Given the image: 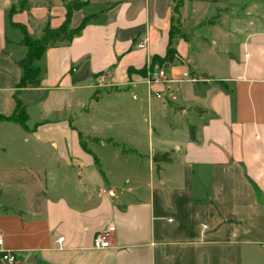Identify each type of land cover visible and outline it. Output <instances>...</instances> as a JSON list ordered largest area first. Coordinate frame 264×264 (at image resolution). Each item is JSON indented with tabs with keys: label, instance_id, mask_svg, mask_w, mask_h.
<instances>
[{
	"label": "crops",
	"instance_id": "crops-1",
	"mask_svg": "<svg viewBox=\"0 0 264 264\" xmlns=\"http://www.w3.org/2000/svg\"><path fill=\"white\" fill-rule=\"evenodd\" d=\"M82 2L80 32L17 89L18 26L36 39L65 10L0 0V116L16 100L26 115L0 120V251L15 264H264V0ZM170 31L156 100L146 68ZM107 226L108 248L93 247Z\"/></svg>",
	"mask_w": 264,
	"mask_h": 264
},
{
	"label": "trees",
	"instance_id": "trees-1",
	"mask_svg": "<svg viewBox=\"0 0 264 264\" xmlns=\"http://www.w3.org/2000/svg\"><path fill=\"white\" fill-rule=\"evenodd\" d=\"M85 3H81L77 5L75 2L71 3L70 6H65V14L64 20L62 23L55 29H50L45 27L42 30L40 37L33 39L30 38L25 29L22 26H18V29L21 33V41L20 45L25 48V53L22 59L15 61V65L19 68L21 75L19 81L16 84L17 89L22 88H32L35 87L38 83V75H39V67L36 62L41 58L45 49L49 47H54L56 45L68 43L73 36L77 35L84 24L86 23V19H83L76 28L71 29L69 27V19L71 12L73 10H77L81 8ZM178 2H175L173 6L172 12L173 14H177ZM214 18V17H213ZM172 30V29H171ZM169 40L168 45L165 51V54L162 58L153 57L152 63L156 62L159 66H162L164 63H171L174 59L175 51L171 47V31L169 32ZM150 64V68H152L153 64ZM140 73H144V68L140 70ZM96 93L91 95V99L94 98ZM0 120L12 121L18 123L21 127H24V122L26 120V115L21 108V105L16 100L15 103V112L10 117L4 118L0 116ZM189 139L194 141V128H189ZM151 162L154 166V172L158 175L160 171V164L162 163H170L172 162L171 156L169 152L163 153H154L151 156Z\"/></svg>",
	"mask_w": 264,
	"mask_h": 264
},
{
	"label": "built area",
	"instance_id": "built-area-1",
	"mask_svg": "<svg viewBox=\"0 0 264 264\" xmlns=\"http://www.w3.org/2000/svg\"><path fill=\"white\" fill-rule=\"evenodd\" d=\"M137 48L143 47V42H139L136 45ZM145 84L147 86L148 93L156 100H162L157 87L163 82L164 73L161 67H147L145 73ZM112 228L110 226L105 227L93 237V247L99 249L108 248V236L111 233ZM57 241L60 243L62 238H58ZM2 244V239L0 235V246ZM0 261L3 264H15V255L11 251H0Z\"/></svg>",
	"mask_w": 264,
	"mask_h": 264
},
{
	"label": "rangeland",
	"instance_id": "rangeland-1",
	"mask_svg": "<svg viewBox=\"0 0 264 264\" xmlns=\"http://www.w3.org/2000/svg\"><path fill=\"white\" fill-rule=\"evenodd\" d=\"M33 2H35L36 1V3H34V4H39V2H40V0H32ZM54 1H57V0H54ZM61 1V3H63V5H64V10H65V6H70L71 5V3H73V2H75L77 5H80L81 3H83L82 1H85V0H60ZM239 1H243V0H239ZM60 8V7H59ZM59 10L57 9V8H55L53 11H51V10H46V13L47 14H49V15H56V13L58 12ZM35 15H42V14H40L39 12L37 13V14H35ZM214 16V15H213ZM172 29H174V31H177L176 30V26H175V24H174V26L172 27ZM156 62H154L153 64H155ZM157 64V63H156ZM155 64V65H156ZM152 67H154L153 65H152ZM157 67H160L159 65L157 66ZM144 152H146V148L144 149Z\"/></svg>",
	"mask_w": 264,
	"mask_h": 264
}]
</instances>
